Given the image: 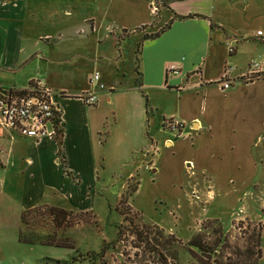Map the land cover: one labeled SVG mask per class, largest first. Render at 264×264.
<instances>
[{
  "label": "crops",
  "instance_id": "crops-1",
  "mask_svg": "<svg viewBox=\"0 0 264 264\" xmlns=\"http://www.w3.org/2000/svg\"><path fill=\"white\" fill-rule=\"evenodd\" d=\"M204 1L172 3L177 14L205 18L173 20V13L167 10L169 14L160 16L144 36L161 32L168 24L170 27L154 39L143 36L135 57L127 60L119 38L113 42L118 51L106 52L108 34L99 33L102 25L91 15L87 1L0 0V87L22 91L31 82L42 81L62 94L56 102L63 109L61 145L48 138L23 136L3 125L0 118V212L9 214L15 228L19 227L11 244L20 242V231L25 229L21 216L27 209L57 208L78 215V221L91 214L101 222L106 219V229L116 234L124 217L121 203L134 207L140 219L149 223L146 208L156 198H160L161 208L155 211L161 218L152 224L187 243L191 238L184 241L178 237L167 221L168 217L174 224L180 220L174 208L178 197L170 189L187 195L188 173L194 172L197 162L203 182L195 185L201 186L211 204L217 193L206 182L208 178L244 173L261 160L255 155L252 164L248 149L240 158L228 156L226 134L213 136L211 125L203 132L199 117H191L194 112L182 104V91L188 84L203 87L202 80L211 76L220 77L207 83L219 82L227 66L225 47L219 45L223 40L212 19L214 12ZM230 43L234 42L223 43L228 50ZM252 45L255 50L264 47L257 42ZM239 51L235 47V52L228 53ZM254 61H258L255 54H248L243 69L248 72ZM258 62V78L247 83L264 78V60ZM173 64L178 73L168 72ZM216 68L219 73L213 71ZM96 72L101 73L104 88L94 81ZM196 75L199 80L193 82ZM88 91L98 95L94 106L79 99ZM156 92L164 101L154 95ZM169 115L186 120L185 131H194L193 139L176 138L164 126ZM256 123L257 131L261 126L259 133H263L264 118ZM249 133L240 134L243 147L250 140ZM153 144L159 152L148 169L147 150ZM61 155L66 165L59 164ZM211 219L217 218L203 221Z\"/></svg>",
  "mask_w": 264,
  "mask_h": 264
},
{
  "label": "rangeland",
  "instance_id": "rangeland-1",
  "mask_svg": "<svg viewBox=\"0 0 264 264\" xmlns=\"http://www.w3.org/2000/svg\"><path fill=\"white\" fill-rule=\"evenodd\" d=\"M87 3L91 6V15L102 25L99 33L108 34L106 52H117L120 47L125 51L127 60L135 57L136 48L140 45L145 31H150L151 25L160 16L169 14L164 10L156 15L152 2L146 0H93ZM204 4L214 12L212 19L217 23V34L223 43L233 41V45L240 49L235 55H229L228 47L219 43L225 47L227 65L234 68L231 78L235 84L230 89L222 90L216 81L207 83V80L220 76L205 78L206 80H202L205 83L203 87L188 84L182 91V104L187 110L194 112L191 117H199L203 132L211 125L213 136L222 132L226 134L228 156L240 158L241 153H246L248 149L252 155V164L255 155H260L261 160L244 173L225 174L218 180L208 178L206 182L217 193L216 201L211 204L207 203L201 186L195 185L196 182L202 184L203 177L198 163L194 161V172H187L191 182L186 190L188 194L170 189V192L178 197L174 208L180 215V220L174 224L173 218L168 217L167 221L173 225L174 234L186 241L192 238L196 230L202 228L203 219H219L223 227V238L228 244L224 254L232 256V249L244 248L246 238L253 227L264 223V132L259 133L261 126L257 131L256 123L264 118V78L247 83L242 76L247 73L243 67L248 54L254 53L258 61L264 60V47L255 50L252 45L257 42L264 46L259 40L264 39V0H205ZM145 25L146 29H138ZM116 38L121 40L119 47L118 44H113ZM219 70L220 68L213 69L215 73H219ZM196 80H199L198 75L193 82ZM205 87L207 93L203 94ZM154 95L159 97L160 93L156 92ZM160 97L158 99L164 101V97ZM243 129L250 132V140L244 147L242 136L240 137L245 131ZM213 162L215 163V160L212 159L211 163ZM194 191H198L200 197L192 198ZM156 199L154 202L152 199L146 208V217L151 219L148 220L149 223L140 219L134 207L121 203L124 217L118 222L116 234L106 229V219L101 222L96 216L87 214L84 221H78V215H74L65 229H57L56 233L52 227L39 229L40 239L44 241L53 237L57 242L67 240L87 254L94 252L84 264H197L192 253L185 247L186 243L178 238L176 241H168L164 237L159 244L151 238L148 242L145 240L147 236H157L161 229L152 224L158 223L156 219L161 218V214L155 211V208H161L160 198ZM18 228H15L9 214L0 212V264H59L56 260L68 259V253L71 252L69 249L42 245L38 239L36 245L18 241L11 244L10 240L19 235ZM24 228L23 234L29 236L28 230L25 226ZM16 232L17 234H13ZM261 248L262 257L258 264H264V229Z\"/></svg>",
  "mask_w": 264,
  "mask_h": 264
},
{
  "label": "trees",
  "instance_id": "trees-1",
  "mask_svg": "<svg viewBox=\"0 0 264 264\" xmlns=\"http://www.w3.org/2000/svg\"><path fill=\"white\" fill-rule=\"evenodd\" d=\"M146 1H150L152 2V4L155 5V7L157 8V12L155 13L156 15H158V13H160L164 9L172 12L173 20H185L193 17L205 18V16L201 14L181 15L173 12L174 10L171 8L172 3L186 0ZM173 20L171 22H173ZM214 26L215 25L212 22V27ZM146 27L147 26L145 25L141 26L138 29L143 30L146 29ZM169 27L170 24L165 26L161 32L146 34L144 36V39H154L156 37H159L160 34L163 33ZM140 46L141 45H139V47ZM33 84L34 83L31 82L29 86H33ZM61 143L62 140H60V145ZM73 218L74 214L57 208L36 207L32 209H27L22 213L21 223L28 230L27 235L29 236H25L26 234H23V232L20 231V242H24L29 245H36L38 243L36 242V240L38 239L41 240L39 244L42 245L69 249L71 252L68 253V259L56 260L57 263L84 264L85 260L90 259V255L94 254V252H90V254H87L80 248L76 247L73 243H69V241L67 242V240L65 242H62L61 240L57 242L53 237L50 240L49 238H47L44 241L43 239H40L41 235L39 233L41 231H39V229L52 227V229L56 233L57 229L64 230L68 222L71 221V219ZM263 229L264 223H259L254 226L253 230L248 234L246 238V244L244 248H234L231 252L232 256H226V254H224V250L228 246V244H226L227 241L223 238L224 232L222 223L218 219L205 220L202 223V228L196 231L191 240L185 244V247L192 253L193 257L197 261V264H258L259 259L262 257L261 237ZM164 237L168 241L177 240L174 235H167L162 228L158 232L157 236H154V238H152L151 236H147L145 240L148 242L151 238L155 240V243L159 244L161 243V239H163ZM95 257L97 258L98 255H95ZM38 260L40 261V259Z\"/></svg>",
  "mask_w": 264,
  "mask_h": 264
},
{
  "label": "built area",
  "instance_id": "built-area-1",
  "mask_svg": "<svg viewBox=\"0 0 264 264\" xmlns=\"http://www.w3.org/2000/svg\"><path fill=\"white\" fill-rule=\"evenodd\" d=\"M153 9L156 13L157 8L154 4ZM229 52L231 54L235 52V46L231 43L229 44ZM259 67V62L254 61L249 71L242 76L247 82L253 81L258 78ZM233 70L234 68L226 66L224 76L218 82L222 90H227L234 85L235 81L231 78ZM168 72L178 73L179 68L176 64H173L168 68ZM100 80L101 73L96 72L94 81L99 82L100 88H104V84ZM33 83V86H28L22 91L0 87V118L2 124L26 137L34 139L48 138L60 143L63 137V109L56 102V97H60L62 94L55 93L42 81ZM79 99L87 106H94L99 102L98 95L93 91L80 94ZM163 122L164 126L173 132L176 138L193 139V133L185 131L188 126L186 120L176 115H169L164 118ZM147 152L150 162H148L146 168L151 169L154 162L153 158L158 154L159 147L155 144L150 145ZM58 162L61 165H66L62 155L59 156ZM192 195V198L200 197L198 191H194Z\"/></svg>",
  "mask_w": 264,
  "mask_h": 264
}]
</instances>
